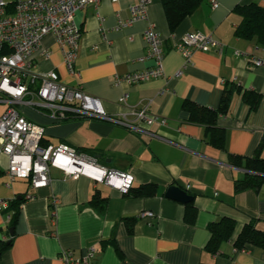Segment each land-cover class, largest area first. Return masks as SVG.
I'll use <instances>...</instances> for the list:
<instances>
[{"label": "crops", "instance_id": "obj_1", "mask_svg": "<svg viewBox=\"0 0 264 264\" xmlns=\"http://www.w3.org/2000/svg\"><path fill=\"white\" fill-rule=\"evenodd\" d=\"M3 1L11 13L19 0ZM211 1L201 3L174 32L169 29L163 0L148 6L147 20L129 26L121 24L129 19V7L137 0H99L97 5H87L76 14L82 38L73 76L54 37L42 39L40 51L33 55L36 72L54 71L63 84L81 87L100 100L111 116L145 108L164 118L166 126L153 124L150 137L97 120L53 122L24 108L29 121L44 127L42 146L66 144L94 157L102 167L131 176V189L145 186L153 194H123L54 168L50 185L32 190L26 180L9 177L7 158L1 156L0 241L11 240V246L1 253L0 264H63V251L77 258L92 247L97 252L91 264H264V248L246 246L237 252L232 242L250 222L264 232V169L256 189L235 190V184L253 174L248 161L257 156L264 161V145L256 154L264 137V67L250 61L252 55L262 56L264 48L255 40L234 36L241 20L235 7L260 0H214L215 9ZM149 27L162 40L163 75L134 86L116 85L115 76L151 67V62L142 60L146 54L143 33ZM192 32L221 43L223 54L196 51L191 64L185 65L173 45ZM43 50L50 52L48 58L41 55ZM179 71L182 74L176 77ZM246 92L259 95L253 110L245 101ZM124 94L126 105L119 102ZM223 100H227L226 112L217 117L216 126L226 131V143L219 149L210 144L204 126L189 122L184 104L218 110ZM170 186L185 190L192 202L165 198ZM22 198L16 223L9 228L7 218L13 215L9 205ZM101 199L105 206L99 211L91 201ZM188 204L195 208V215ZM142 212H152L154 217L140 218ZM222 218L232 219L235 229L231 240L211 253L205 249L208 226Z\"/></svg>", "mask_w": 264, "mask_h": 264}, {"label": "built area", "instance_id": "obj_2", "mask_svg": "<svg viewBox=\"0 0 264 264\" xmlns=\"http://www.w3.org/2000/svg\"><path fill=\"white\" fill-rule=\"evenodd\" d=\"M117 2V0H110ZM156 0H137L129 7V19L122 23L129 26L137 21L147 20V8ZM99 0H19L9 13L7 4L0 0V157L7 158L6 172L11 179L26 180L32 190L50 185V170H60L65 176H85L96 183L126 194L132 185V177L112 168L100 166L94 157L87 156L66 144L57 147L42 146L44 127L29 121L22 113L31 109L50 118L53 122L68 120H97L125 129L132 134L152 137L149 128L159 123L166 126V120L149 114L145 108H131L126 114H107L97 98L86 94L81 87L63 84L54 71H35L33 55L40 51L41 41L51 35L58 45L63 63L70 76L76 75L74 63L82 38L81 28L76 22V14L87 5H97ZM264 6V0H260ZM218 4L212 0V9ZM146 54L143 61L151 62V67L128 74L115 76V84H136L147 82L163 75L162 40L153 27L143 33ZM184 60L191 64L196 51H215L222 55L224 46L211 36L199 32L184 34L173 45ZM238 56L243 55L236 51ZM44 58L50 56L41 51ZM255 67H264L262 56L252 55ZM179 71L175 75L181 76ZM126 94L119 102L126 105ZM129 116L131 118H129ZM31 196H27V199ZM0 201V211H1ZM56 203V200H53ZM140 218L152 219V212H142ZM8 221L10 216L7 218ZM242 251V250H241ZM97 250L89 248L80 257L63 251V264H91Z\"/></svg>", "mask_w": 264, "mask_h": 264}, {"label": "trees", "instance_id": "obj_3", "mask_svg": "<svg viewBox=\"0 0 264 264\" xmlns=\"http://www.w3.org/2000/svg\"><path fill=\"white\" fill-rule=\"evenodd\" d=\"M204 1L205 0H163L164 12L170 31L174 32L183 19L190 16ZM234 12L241 18L240 23L234 30V36L237 39L242 40H255L259 46L264 48V6L261 3L237 5ZM244 98L245 101L250 103L251 109H255L259 95L252 92H246L244 93ZM184 107L188 111L189 122L204 126L210 144L219 149H224L226 143V131L216 126V120L218 116L225 114L227 100H223V104L218 110H212L186 102ZM263 145L264 137L257 146V155L260 153ZM248 165L253 174L251 177L235 184V190H240L246 187L256 189L259 186L261 178L258 175L261 174V171L264 169V161L257 156L249 160ZM146 189L145 186L136 190L130 188L126 194L131 193L133 196L138 197L153 194L152 188L150 191H147ZM22 201L23 198L20 200H14L9 205V208L13 210V215L10 216L9 220V228H13L16 223L19 214V205ZM91 204L99 211H102L105 206V200L101 199L99 202L92 200ZM187 208L188 210L193 211V215H195V208L191 204H188ZM234 229L235 222L229 218H222L217 222L209 224V240L205 249L211 253H216L222 243L231 240ZM232 242L237 252H240L247 247L264 248V232L256 229L254 224L250 222L243 227L242 231ZM10 246L11 240L8 242L0 241V255Z\"/></svg>", "mask_w": 264, "mask_h": 264}, {"label": "water", "instance_id": "obj_4", "mask_svg": "<svg viewBox=\"0 0 264 264\" xmlns=\"http://www.w3.org/2000/svg\"><path fill=\"white\" fill-rule=\"evenodd\" d=\"M165 198L177 201V202H181L184 204L190 203L193 200V197L190 196L185 190H182L179 187L176 186H170L165 194H164ZM10 235L13 234V229H10Z\"/></svg>", "mask_w": 264, "mask_h": 264}, {"label": "rangeland", "instance_id": "obj_5", "mask_svg": "<svg viewBox=\"0 0 264 264\" xmlns=\"http://www.w3.org/2000/svg\"><path fill=\"white\" fill-rule=\"evenodd\" d=\"M4 106L0 105V114L3 112Z\"/></svg>", "mask_w": 264, "mask_h": 264}]
</instances>
